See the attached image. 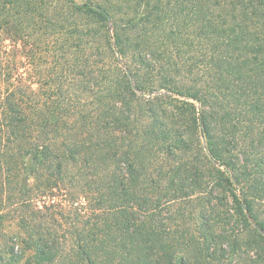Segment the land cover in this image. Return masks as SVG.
Returning <instances> with one entry per match:
<instances>
[{
	"label": "trees",
	"instance_id": "obj_1",
	"mask_svg": "<svg viewBox=\"0 0 264 264\" xmlns=\"http://www.w3.org/2000/svg\"><path fill=\"white\" fill-rule=\"evenodd\" d=\"M0 264H264V0H0Z\"/></svg>",
	"mask_w": 264,
	"mask_h": 264
},
{
	"label": "rangeland",
	"instance_id": "obj_2",
	"mask_svg": "<svg viewBox=\"0 0 264 264\" xmlns=\"http://www.w3.org/2000/svg\"><path fill=\"white\" fill-rule=\"evenodd\" d=\"M17 58L23 62H26V59L23 58L22 54H20ZM34 87H36L35 84H34ZM14 222L15 221L13 220H9L3 223L5 233L12 235L17 232V228Z\"/></svg>",
	"mask_w": 264,
	"mask_h": 264
}]
</instances>
